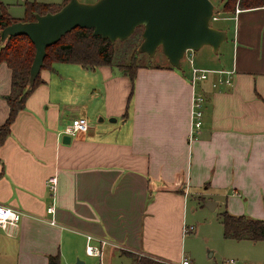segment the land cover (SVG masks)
<instances>
[{"label": "crops", "instance_id": "1", "mask_svg": "<svg viewBox=\"0 0 264 264\" xmlns=\"http://www.w3.org/2000/svg\"><path fill=\"white\" fill-rule=\"evenodd\" d=\"M220 6L213 25L226 40L216 53L203 45L180 69L141 66L133 80L109 65L40 69L0 143V203L25 212L17 226L0 228V264H49L54 255L58 264H119L121 256L132 264L124 251L169 261L184 254L193 264L181 240L197 231L183 230L194 203L264 217V5L232 14ZM191 65L234 69L231 82L213 87L209 73L193 88ZM10 87L2 62L0 126ZM194 92L204 97L202 123L189 138ZM77 116L88 130L63 143ZM86 234L109 242L100 256L86 254Z\"/></svg>", "mask_w": 264, "mask_h": 264}, {"label": "water", "instance_id": "2", "mask_svg": "<svg viewBox=\"0 0 264 264\" xmlns=\"http://www.w3.org/2000/svg\"><path fill=\"white\" fill-rule=\"evenodd\" d=\"M213 12L210 0H68L54 12L34 13V20L5 25L0 40L4 43L13 35L25 34L33 43L27 91L41 69L46 47L75 27L91 28L93 35L113 43L142 26L137 51L151 57L160 48L168 63L180 69L187 50L209 45L216 53L226 40V30L212 24ZM61 141L68 143L70 135L64 134ZM75 264L82 262L77 259Z\"/></svg>", "mask_w": 264, "mask_h": 264}, {"label": "trees", "instance_id": "3", "mask_svg": "<svg viewBox=\"0 0 264 264\" xmlns=\"http://www.w3.org/2000/svg\"><path fill=\"white\" fill-rule=\"evenodd\" d=\"M67 1L63 0L59 4L36 0L28 1L24 16L20 19L8 15L0 2V30L13 21L34 20V13L54 12ZM220 3V11L232 14L236 7L240 9L255 8L264 5V0H220ZM214 12L217 13V10ZM141 31L142 26H137L126 39L116 40L112 43L107 38L93 35L91 28L75 27L62 35L58 41L46 47L41 68L50 67L53 62L78 63L89 67L109 65L117 67L133 80L138 67L163 66L150 62L143 63L138 60L141 52L137 51L138 45L136 46V44L139 40L141 41ZM116 44L126 45L128 48H124L122 51L116 50ZM34 51L33 43L25 34L13 35L4 43L0 40V64L4 62L11 71L10 92L5 96L9 110L4 123L0 126V143L8 134L9 126L16 114L24 107L26 96L40 82L39 74H37L32 86L27 91L25 90ZM147 57L149 58L148 55ZM166 66L173 67L168 61ZM220 220L223 235L227 238L251 241L264 240V217L255 218L245 214L234 215L224 209L220 213ZM133 254L130 253L134 258ZM48 261L49 264H58L57 255L49 256ZM133 264L164 263L146 256L139 259L135 257Z\"/></svg>", "mask_w": 264, "mask_h": 264}, {"label": "rangeland", "instance_id": "4", "mask_svg": "<svg viewBox=\"0 0 264 264\" xmlns=\"http://www.w3.org/2000/svg\"><path fill=\"white\" fill-rule=\"evenodd\" d=\"M32 0H0L5 11L11 17L24 16L26 2ZM40 2H54L55 0H36ZM57 1V0H56ZM93 1V0H83ZM215 6L219 0H210ZM216 22L212 20V24ZM140 40L137 42L136 46ZM116 50L122 51L128 46L116 44ZM131 51V50H130ZM194 50H187L185 57L182 59L187 61L189 57L193 58ZM220 53V52H219ZM138 60L151 64H166L167 60L157 48L154 55L147 57L146 53L139 54ZM192 199V198H191ZM195 212H191L188 208L187 224L197 227L196 233L187 232L181 240L182 252L186 253L193 264H225L228 259H234L237 264H264V240L251 241L247 239H232L223 235L222 225L220 223V213L222 207L209 209L200 203H194ZM132 260L143 258L146 256L127 252ZM134 255V258L132 255ZM88 255V254H87ZM184 255V254H183ZM119 264H129V259L126 256L116 257L114 260ZM106 260L102 259L101 264H106ZM88 264H100L98 258L90 257ZM112 264V263H110Z\"/></svg>", "mask_w": 264, "mask_h": 264}, {"label": "built area", "instance_id": "5", "mask_svg": "<svg viewBox=\"0 0 264 264\" xmlns=\"http://www.w3.org/2000/svg\"><path fill=\"white\" fill-rule=\"evenodd\" d=\"M238 8H235V11H237ZM217 18V15L215 12L212 14L211 20H214ZM189 62L191 63L192 60L189 59ZM234 69H206V68H200L196 67L194 65H191L190 67V82L192 87L194 88L196 82L198 80H204L207 78L209 73H215L217 74V78L212 82L213 87H217L221 84H230L231 82V74L233 73ZM203 102L204 97L203 95L199 93H193L191 100H190V108H189V115H190V129H189V138H193L195 133L198 132L201 123H202V113H203ZM89 128L88 121L83 116H77L73 117L68 124H66L63 128V133L68 135H75L78 132H84L87 131ZM56 178L55 176L49 177L47 179V186L48 188L53 192L55 188ZM48 211H51L52 208L48 207ZM25 215V212L19 208L5 205L0 203V228L5 229L8 226H17L22 217ZM50 223H53V220L50 221ZM194 227L193 225L184 226L183 230L190 231ZM86 246H85V252L88 255L92 256H100L102 253L103 247L108 244L109 242L100 237H95L91 234H86ZM93 240L96 241V243H91ZM139 255L148 256L153 259H156L164 264H190L189 258L185 255H182L181 258L178 261H169L160 259L157 257H152L149 255H145L143 253H138ZM225 264H237L234 259H228L225 261Z\"/></svg>", "mask_w": 264, "mask_h": 264}]
</instances>
